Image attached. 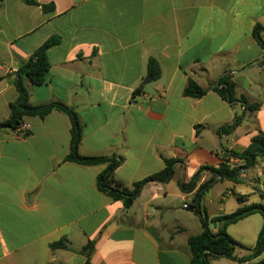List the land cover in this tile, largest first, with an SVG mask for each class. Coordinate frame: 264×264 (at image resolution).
Here are the masks:
<instances>
[{"label": "crops", "instance_id": "0c3cea01", "mask_svg": "<svg viewBox=\"0 0 264 264\" xmlns=\"http://www.w3.org/2000/svg\"><path fill=\"white\" fill-rule=\"evenodd\" d=\"M32 1L37 4L3 0L0 8V122L19 98L17 71L59 37L47 53L46 83L25 84L33 106L60 103L76 112L80 155L119 157L114 174L129 187L163 171L167 159L180 162L168 183L146 184L125 209L98 189L106 165L66 161L73 136L65 113L26 116L31 131L25 138L2 129L0 264H85L89 243L91 264H190L188 238L202 227L190 230L180 217L179 202L189 210L184 205L195 193L181 185L202 169L197 188L213 182L205 193L214 206V214L206 211L209 220L264 204V159L244 168L239 183L213 172L224 151L243 152L264 136V49L254 36L255 27L264 26V0ZM48 4L54 10L46 13L42 5ZM260 35L264 42V31ZM150 58L161 76L144 85ZM224 76L259 108L224 100L214 90ZM190 79L209 91L199 99L185 96ZM244 112L241 124L224 135L223 127ZM263 223L255 214L228 227L244 247L237 257L251 253ZM239 224L241 231L232 232ZM61 241L67 249H52ZM263 260L264 253L252 263ZM212 264L249 263L221 258Z\"/></svg>", "mask_w": 264, "mask_h": 264}, {"label": "trees", "instance_id": "16d2710c", "mask_svg": "<svg viewBox=\"0 0 264 264\" xmlns=\"http://www.w3.org/2000/svg\"><path fill=\"white\" fill-rule=\"evenodd\" d=\"M3 0H0V8ZM28 4H37L32 0H24ZM44 12H52L54 10L53 4L42 5ZM264 31V26L257 25L254 30V36L260 46L264 49V42L261 38V32ZM60 44L59 37H51L31 56L28 62L17 71L15 86L19 93V98L10 106V116L4 122H0V131L4 128L16 129L23 123L26 116L45 117L53 110H58L65 113L72 124V150L66 158V161L82 164L85 166L106 165V170L97 177V186L100 192L104 193L115 202H122L125 209H130L136 199L140 196L144 186L150 182L168 183L174 176L175 166L180 161L176 159L165 160L166 167L163 171L155 173L135 184L131 187L127 186L122 181L115 177L116 169L121 165L122 161L119 157H84L78 151L79 143L82 137V127L79 122L76 112L60 103H51L44 106H33L29 101V92L26 88L25 80L29 79L33 85L41 86L46 83L48 73L50 70V63L48 60V50ZM148 73L154 78L158 79L161 76V69L158 62L154 58H150L147 64ZM214 90L227 102L232 105L241 104L245 108L257 110L258 104L249 105L244 96L239 97L236 90L235 83L230 77H222L214 87ZM209 89H203L190 79L187 88L185 89V96L199 99L202 98ZM140 94V90L135 91V95ZM243 115L236 117L231 125L224 126L222 133L224 135L231 134L244 119ZM230 158H236L243 162L241 166H231L229 164ZM264 159V136L258 135L252 139L250 146L243 152L224 151L222 156V164L217 170L213 172L220 174L222 179L229 180L234 183H239L241 178V169L254 168L259 160ZM200 170L189 184L183 183L181 189L184 193H194L191 205L188 207L193 210L199 217L202 232L199 235L190 236L188 238V248L191 254L190 264H212L213 261L221 258L230 259L238 263L262 264L263 261L252 263L264 253V223L258 235L257 243L251 250V253L245 257H237L235 252L238 248L244 247L232 238L227 229L229 226L237 224L238 222L248 218L252 215L259 214L264 220V204H251L243 206L231 214L221 215L212 220H209L206 210L202 207V199L207 191L213 186V182L209 181L202 184L199 188L198 180ZM238 201L243 203L241 197ZM217 224V232H214L211 225ZM52 249L63 248L67 246L61 241L53 244ZM93 243H89L84 249L86 254L85 264H91V253L93 251Z\"/></svg>", "mask_w": 264, "mask_h": 264}, {"label": "rangeland", "instance_id": "374dc122", "mask_svg": "<svg viewBox=\"0 0 264 264\" xmlns=\"http://www.w3.org/2000/svg\"><path fill=\"white\" fill-rule=\"evenodd\" d=\"M210 195H212V194H210ZM210 195H205V201L203 202V205L206 208V211H208L209 215H212V214H214V209H213L214 206L209 204V200H211V198H210L211 196ZM182 205H183V203L179 202V206H180L179 209L181 211L179 215L185 221V224L190 228V230H194V229L197 228L198 224H196V223H199V226L201 228L202 226H201L199 217L195 214V212L193 210H191V209H189V210L183 209ZM259 218H260V216H259ZM211 226L213 228V225H211ZM231 231L232 232L233 231H241L240 224L237 225V226H233L231 228ZM238 251L239 250H237V253H238Z\"/></svg>", "mask_w": 264, "mask_h": 264}, {"label": "built area", "instance_id": "2783aa9c", "mask_svg": "<svg viewBox=\"0 0 264 264\" xmlns=\"http://www.w3.org/2000/svg\"><path fill=\"white\" fill-rule=\"evenodd\" d=\"M16 131L18 132V135H19L20 138H25V137H27L30 134L31 126L29 124H26V123L23 122V123H21L19 125L18 128H16ZM228 161H229V164H234V166H241V165H238V164L240 162H242V161H240V160H238L236 158H230ZM240 173H241V177H242L243 174H244L243 173V169H241ZM184 207L188 208L189 205L186 203L184 205Z\"/></svg>", "mask_w": 264, "mask_h": 264}, {"label": "water", "instance_id": "95a60500", "mask_svg": "<svg viewBox=\"0 0 264 264\" xmlns=\"http://www.w3.org/2000/svg\"><path fill=\"white\" fill-rule=\"evenodd\" d=\"M16 77H17V75H16ZM152 80H153V79H152V76L149 74V75L145 78L143 84H144V85H147V84L151 83Z\"/></svg>", "mask_w": 264, "mask_h": 264}]
</instances>
